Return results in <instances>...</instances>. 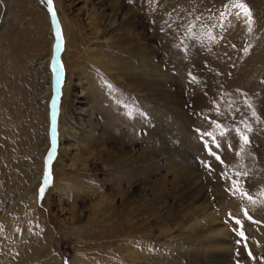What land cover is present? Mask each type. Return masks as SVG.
I'll list each match as a JSON object with an SVG mask.
<instances>
[{
    "label": "rangeland",
    "instance_id": "1",
    "mask_svg": "<svg viewBox=\"0 0 264 264\" xmlns=\"http://www.w3.org/2000/svg\"><path fill=\"white\" fill-rule=\"evenodd\" d=\"M109 1L118 17L131 10L125 37L106 1L52 0L50 11L47 0H0V264L127 263L75 230L98 225L90 205L119 201L121 189L151 203L163 182L171 197L183 168L202 185L226 251L203 218L164 237L162 222L148 224L152 237L145 223L122 222L115 246L130 239L146 264H264V0H239L250 17L230 0ZM63 26L79 51L69 70ZM107 58L121 61L103 69ZM139 67L158 78L140 82ZM106 138L105 149L121 146L111 148L120 167L102 162L99 145L95 157L80 154ZM61 145L68 155L57 160Z\"/></svg>",
    "mask_w": 264,
    "mask_h": 264
},
{
    "label": "bare ground",
    "instance_id": "2",
    "mask_svg": "<svg viewBox=\"0 0 264 264\" xmlns=\"http://www.w3.org/2000/svg\"><path fill=\"white\" fill-rule=\"evenodd\" d=\"M104 1H106V8L108 9L109 16H110L109 19H111L110 24H109L110 27L114 28L115 30L120 31V32L123 30L122 31V35H123L125 33V31H127L129 28H131V26L134 25L131 21V16H132L131 10H127L126 12H124L122 14L121 17H118L119 9H117L116 6L114 4H112L109 0H98V3L103 4ZM63 30H64L65 40H66L65 44L68 48L67 55H69L72 59V63L67 65V69L69 70V68H71L73 66V60L75 59L76 56H78L79 51H78V49L76 51H72L70 49L69 42L73 41V39L71 37H69L68 30L65 26H63ZM103 54H102V56H103ZM103 59H101V64H100L103 67V69H112L115 64H117L121 61V60L116 61V60H114L115 58H107L106 61L105 60L103 61ZM134 70L137 72L138 76L141 77V78H139L140 82L141 81L147 82V81H149L147 79H150V78L153 79L154 77L156 79L158 78L157 75L153 76V75L147 73L146 71L142 70L141 67L134 68ZM154 81L155 80L153 79V82ZM46 111H47V109H46ZM69 119L74 120V118L71 115H69ZM74 123H76V122L74 121ZM62 135H63V133L60 134V137ZM67 137L69 138V136H67ZM60 140H61V138H60ZM87 141H88V143H86V145L82 146V148L80 149L81 150L80 154L82 156L85 154L87 156H88V154L93 155V151H95L94 145H99L98 151H101V153L103 154L102 155L103 156L102 162L105 163V165H107V166H111L112 168H113V166L114 167L119 166L120 158H118L116 156L115 149H111V148H113V147H116V148L120 147L121 148V146L118 145L119 146L118 147V146L114 145V146L108 147V149H105L106 145L111 144V142H112V140L110 138L103 139L102 141H98V140L97 141L96 140H93V141L87 140ZM47 144H48V142H47ZM61 147H62V145L60 146L57 160L61 159L62 155H64V156L68 155V151L65 152L66 149L64 150ZM62 151H64V152H62ZM98 155H99V153H98ZM87 159H86V161H87ZM95 161H97V160H95ZM73 164H74V162H73ZM76 165H77V162H76ZM107 169H108V167H107ZM165 169L168 171L167 168H165ZM129 172H130V170H129ZM176 172H177V174H176V176L173 177L174 179L170 180L171 197L165 196L163 188L166 185L163 182H161L160 185L157 186V189L154 190V192H153L154 196L152 197L153 198L152 201H154V202H151V203H150L151 200L146 201L145 203H142L143 201H141V203H140V200H136L135 198L128 196L127 191L123 192V191H121L122 190L121 189L117 193L120 197L119 201H116L117 198H113V196H112L111 198L106 197L104 199L106 201H104L103 203H101V201H100V202H94L90 205V208H91V210H89L90 214L92 213V214H94L93 216H97L98 218L100 217V220H98V225H95V223L87 224L86 226H83V228H82V226L80 227V229L77 228L75 231L76 232H85L84 234H82V236L85 237L86 240H96L99 237L103 238L104 241L103 242L100 241L99 247H97V248L107 249V248H111L112 246H114V249L111 250L112 253H115V254L119 253L122 257L124 255L125 257H123V258H126L125 261H128L127 263H122L121 262L122 258H119L117 256L116 257L113 256L114 259H112V260H114L115 262H117V260H118V262H121V263L117 262L116 264H146V263H142L141 260L133 254L132 242L130 239L126 240V241H129L128 243L125 241L126 242V248H124V249L126 251L121 250V248H119V246H115L116 243H120V239H118V237H120L119 232H118L119 228H120V223H122V222L125 223L126 228H128V230H126V231H129V229L132 231H135L134 227L136 228V226H138V224H140V226H141L143 223H145L146 228H141V230L144 232L145 237L146 236L152 237L155 235L151 232L150 226L148 224L152 223V222H156V223L162 222L163 224L160 227H158L157 236H155V237H164V236H167L168 234H170L171 232H173L174 227L175 228H178V227L182 228L184 226L185 228H187L189 226V225H187L188 222H190L194 226L196 224H197L196 226H198L199 219L203 218L207 222L206 233L208 234L209 238H211L210 242L213 244L212 245L213 248L216 249L218 252L226 251L227 246L224 242V239L222 238V236L224 234L223 230L218 224L215 223V218L209 212L207 199H206V196L204 194V189H203L202 185L200 184L198 179H194V175L191 171L183 168V169L177 170ZM165 176L167 177V174H165ZM181 182H184L183 187H180L178 185ZM129 188L132 189L131 187H129ZM150 193H152V192L150 191ZM170 199H172L173 202H175V200L179 201L177 209H173L171 207L173 202L172 203L169 202ZM101 200H103V199H101ZM143 200H145V199H143ZM163 204H166L167 208H163ZM144 206H146V208H144ZM69 209H70L69 210V216H67L65 218L69 219V221H70L69 225L73 226L74 224L77 223L75 221L78 219L79 216L77 217L76 212L73 210L74 208H69ZM160 210H162L163 214H159ZM174 213H175V215H174ZM166 218H169L171 220L170 224L166 223ZM98 228H103V231L96 233ZM138 229H140V227ZM67 230H69V227ZM132 233H130V236H133ZM125 235L129 236L128 233ZM85 239L83 238L84 241H86ZM48 245H49V243H48ZM49 247H50V245H49ZM97 248H95V249L100 250ZM122 251H123V253L121 254ZM72 264H84V263H74L73 262ZM106 264H110V263H106Z\"/></svg>",
    "mask_w": 264,
    "mask_h": 264
},
{
    "label": "snow or ice",
    "instance_id": "3",
    "mask_svg": "<svg viewBox=\"0 0 264 264\" xmlns=\"http://www.w3.org/2000/svg\"><path fill=\"white\" fill-rule=\"evenodd\" d=\"M47 3L49 4V10L51 11L52 9H51V5H52V0H47ZM230 4H231V6L232 7H235V8H239V9H241L242 10V12H243V14L245 15V16H249L250 17V11H249V9L247 8V6L245 5V4H243L242 2H239V0H230ZM52 15H53V17L55 18V12L53 11L52 12ZM57 39L59 40V38H60V33H59V31L57 32ZM57 49H59V47H60V45H59V43L57 44ZM194 79V78H193ZM53 124H54V126H55V114L53 115ZM249 131H250V129H249ZM207 135H211L210 133H208ZM241 139L243 140V142L245 143V144H247V143H249V141H248V138H247V136H245V135H242L241 134ZM219 145H217V147H218ZM210 151V150H209ZM210 154H213L214 155V153H211V151H210ZM49 159H51V157L49 158ZM217 159H219V157H217ZM221 163H222V161H221ZM49 178H48V176L46 175V177H45V186H47L48 184H49ZM234 187H235V182H234ZM43 194H44V188L42 187L41 188V196H43ZM249 199H251L250 197H249ZM249 219H250V217H249ZM237 223H240L239 221H237Z\"/></svg>",
    "mask_w": 264,
    "mask_h": 264
},
{
    "label": "water",
    "instance_id": "4",
    "mask_svg": "<svg viewBox=\"0 0 264 264\" xmlns=\"http://www.w3.org/2000/svg\"><path fill=\"white\" fill-rule=\"evenodd\" d=\"M50 124H51V122H50Z\"/></svg>",
    "mask_w": 264,
    "mask_h": 264
}]
</instances>
